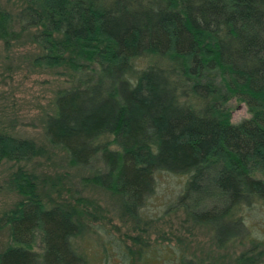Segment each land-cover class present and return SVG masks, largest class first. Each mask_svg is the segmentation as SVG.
<instances>
[{"label":"trees","instance_id":"16d2710c","mask_svg":"<svg viewBox=\"0 0 264 264\" xmlns=\"http://www.w3.org/2000/svg\"><path fill=\"white\" fill-rule=\"evenodd\" d=\"M21 1L16 21L0 4V38L35 28V61L70 84L48 143L0 129L21 196L0 216V264H264V0ZM233 100L250 115L234 122ZM54 148L64 171L39 167ZM162 175L183 177L164 210ZM91 188L135 225L183 212L187 233L123 231Z\"/></svg>","mask_w":264,"mask_h":264},{"label":"rangeland","instance_id":"374dc122","mask_svg":"<svg viewBox=\"0 0 264 264\" xmlns=\"http://www.w3.org/2000/svg\"><path fill=\"white\" fill-rule=\"evenodd\" d=\"M0 4L13 13L16 21V15L23 2L21 0H0ZM13 28L19 34L18 36L13 34L7 41L5 38H0V129L34 138L38 143H48L44 133L46 115L54 112L57 92L61 88L68 87L70 83L67 77L61 74L64 70L63 66H47L45 63L35 61L36 56L41 52L39 44L33 40L35 28L23 30L18 22L13 24ZM231 103L233 104L232 119L234 122L250 115L246 102L233 100ZM54 149L58 153L53 154L50 159L46 157L39 159L44 162L39 164V167L64 171L60 163L62 161L64 164L65 152L61 148ZM11 167V162L0 163V216L21 198L16 191L10 190L5 182L11 173ZM71 173L79 174L76 168L71 169ZM182 179L183 177L179 176L162 175L159 179L160 188L157 194L150 198V207H160L164 210L165 204L169 201L168 191ZM87 194L97 197L106 205L110 215H113L122 230L128 233L140 232L156 238L161 234V230H166L168 233L171 231V220L174 221L175 227L178 226L182 232H186L185 225L180 223L186 216L183 212L172 215L170 213L164 219L159 220L160 223L155 222L148 225L149 227L143 223L139 226V224L135 225V222L124 221L118 216L116 207L119 205V199L109 191L91 188L87 190ZM201 231L197 232L196 237L202 239L206 245L210 236L205 230ZM7 239L8 236L4 230H0V241H7Z\"/></svg>","mask_w":264,"mask_h":264}]
</instances>
